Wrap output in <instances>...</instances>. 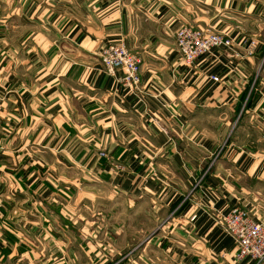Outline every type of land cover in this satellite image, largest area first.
<instances>
[{
	"label": "crops",
	"instance_id": "0c3cea01",
	"mask_svg": "<svg viewBox=\"0 0 264 264\" xmlns=\"http://www.w3.org/2000/svg\"><path fill=\"white\" fill-rule=\"evenodd\" d=\"M185 25L234 46L185 63ZM122 41L138 92L101 61ZM260 74L264 0H0V264L233 262L218 215L264 223Z\"/></svg>",
	"mask_w": 264,
	"mask_h": 264
},
{
	"label": "built area",
	"instance_id": "2783aa9c",
	"mask_svg": "<svg viewBox=\"0 0 264 264\" xmlns=\"http://www.w3.org/2000/svg\"><path fill=\"white\" fill-rule=\"evenodd\" d=\"M176 43L185 63L192 64L198 58L212 54L223 45L233 41L212 29H200L191 25L181 27L176 33ZM252 46L255 45L253 41ZM105 71L115 76L118 82L132 90H140L142 84V59L124 43H110L101 52ZM219 80L217 76H212ZM218 220L236 242L235 260L229 264H241L247 260L252 264H264V223L247 209L235 206Z\"/></svg>",
	"mask_w": 264,
	"mask_h": 264
},
{
	"label": "rangeland",
	"instance_id": "374dc122",
	"mask_svg": "<svg viewBox=\"0 0 264 264\" xmlns=\"http://www.w3.org/2000/svg\"><path fill=\"white\" fill-rule=\"evenodd\" d=\"M192 26V25H191ZM195 27V26H194ZM197 28H199V27H197ZM200 29H203V28H200ZM205 29H209V27H207V28H205ZM210 29H212V28H210ZM213 31H216V32H218V33H221V34H223L226 38H229V39H231L232 41H233V39L228 35V34H226V33H224V32H222V31H218V30H215V29H212ZM177 33V32H176ZM253 42V41H252ZM252 42H251V44H252ZM255 42V41H254ZM121 43V42H120ZM122 43H124L132 52H134L129 46H128V44L127 43H125V42H123L122 41ZM250 44V45H251ZM176 45H177V43H176ZM231 46H234V41H233V44L232 45H229V46H227V45H223V46H221L220 48H218V49H216L215 51H217V50H219V49H222L223 47H231ZM178 48V47H177ZM214 51V52H215ZM178 52H179V50H178ZM213 52V53H214ZM135 53V52H134ZM212 53V54H213ZM137 54V53H136ZM180 54V53H179ZM138 55V54H137ZM211 55V54H210ZM139 56V55H138ZM205 56H207V55H205ZM205 56H202V57H205ZM201 58V57H200ZM199 59V58H198ZM197 59V60H198ZM215 76V75H214ZM219 78V77H218ZM213 79V78H212ZM264 79V75L263 74H260V76L258 75V77H256V78H254L253 79V82H252V84L253 85H255V84H257L260 80H263ZM214 80V79H213ZM215 81H218V80H215ZM141 88V87H140ZM135 92H138L139 90H134ZM101 154L104 156L106 153L104 152V151H102L101 152ZM237 206H241V205H237ZM242 207V206H241ZM234 208V207H233ZM244 208V207H243ZM246 209V208H245ZM248 210V209H247ZM230 212V211H229ZM228 212V213H229ZM250 212V211H249ZM228 213H220L218 216H220L221 214H223V215H226V214H228ZM251 213V212H250ZM252 214V213H251ZM253 215V214H252ZM255 217V216H254ZM256 218V217H255ZM257 219V218H256ZM259 220V219H258ZM223 224V223H222ZM225 228V227H224ZM226 230V229H225ZM227 231V230H226ZM231 235V234H230ZM233 237V236H232ZM234 238V237H233ZM235 244H236V242H235Z\"/></svg>",
	"mask_w": 264,
	"mask_h": 264
}]
</instances>
